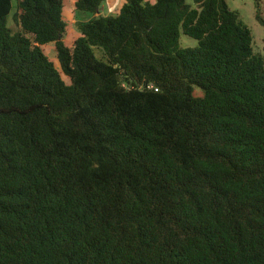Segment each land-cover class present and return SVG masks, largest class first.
I'll return each instance as SVG.
<instances>
[{
  "label": "trees",
  "instance_id": "obj_1",
  "mask_svg": "<svg viewBox=\"0 0 264 264\" xmlns=\"http://www.w3.org/2000/svg\"><path fill=\"white\" fill-rule=\"evenodd\" d=\"M16 1L14 32L0 0V264H264V48L226 0H126L72 47L64 0Z\"/></svg>",
  "mask_w": 264,
  "mask_h": 264
},
{
  "label": "rangeland",
  "instance_id": "obj_2",
  "mask_svg": "<svg viewBox=\"0 0 264 264\" xmlns=\"http://www.w3.org/2000/svg\"><path fill=\"white\" fill-rule=\"evenodd\" d=\"M155 3L157 0H147ZM188 3L194 5L191 0ZM232 11L237 12L240 19L247 25L254 37V49L257 53H263L264 48V25L257 19V14H260L264 19V0H226ZM126 0H107L101 8L99 14L90 12L76 11L72 0H64L63 19L67 23V33L64 42L68 47H72L75 40L80 37V26L89 23L97 16H117L120 14ZM17 11V1L13 0V10L9 16L8 25L14 31H20V27L15 23L13 16ZM180 46L182 48L196 47L198 41L185 35L182 31L180 34ZM44 52L54 62L56 68L61 73L63 80L70 84V78L63 74L57 57L55 43H49L43 46ZM96 56L99 59L106 61L104 53L101 49H96Z\"/></svg>",
  "mask_w": 264,
  "mask_h": 264
},
{
  "label": "built area",
  "instance_id": "obj_3",
  "mask_svg": "<svg viewBox=\"0 0 264 264\" xmlns=\"http://www.w3.org/2000/svg\"><path fill=\"white\" fill-rule=\"evenodd\" d=\"M149 88H154V86L153 85H151V86H149ZM156 91H158V89L157 88H154Z\"/></svg>",
  "mask_w": 264,
  "mask_h": 264
}]
</instances>
